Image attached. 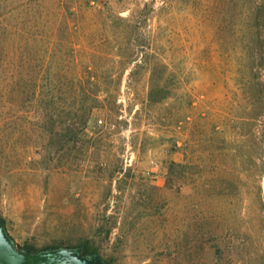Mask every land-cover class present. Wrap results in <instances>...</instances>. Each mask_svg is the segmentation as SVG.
I'll return each mask as SVG.
<instances>
[{
    "label": "rangeland",
    "instance_id": "obj_1",
    "mask_svg": "<svg viewBox=\"0 0 264 264\" xmlns=\"http://www.w3.org/2000/svg\"><path fill=\"white\" fill-rule=\"evenodd\" d=\"M0 218L109 264H264V0H0Z\"/></svg>",
    "mask_w": 264,
    "mask_h": 264
},
{
    "label": "water",
    "instance_id": "obj_2",
    "mask_svg": "<svg viewBox=\"0 0 264 264\" xmlns=\"http://www.w3.org/2000/svg\"><path fill=\"white\" fill-rule=\"evenodd\" d=\"M0 264H109L97 254H85L81 247L31 250L19 247L0 218Z\"/></svg>",
    "mask_w": 264,
    "mask_h": 264
},
{
    "label": "trees",
    "instance_id": "obj_3",
    "mask_svg": "<svg viewBox=\"0 0 264 264\" xmlns=\"http://www.w3.org/2000/svg\"><path fill=\"white\" fill-rule=\"evenodd\" d=\"M256 9H257V11H260V9H261V6L260 5H256ZM55 90L56 91H58V90H60V86H59V84H56L55 85ZM86 93L88 94V90H86ZM96 98V97H95ZM62 99H64V97H63V95H62V93H53V95H52V99H51V103H53V105H56V102H57V100H62ZM56 115H54V113L52 114V117H55ZM59 115H57V117H58ZM85 118V117H84ZM83 120V119H82ZM81 128L83 129V128H85L86 127V125H87V122H84V121H82L81 122ZM2 221H3V219H2ZM4 222V221H3Z\"/></svg>",
    "mask_w": 264,
    "mask_h": 264
}]
</instances>
